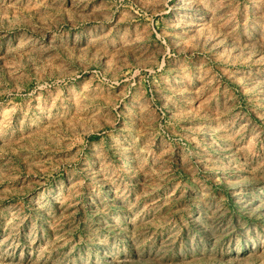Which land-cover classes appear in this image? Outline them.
Returning a JSON list of instances; mask_svg holds the SVG:
<instances>
[{
  "label": "rangeland",
  "instance_id": "1",
  "mask_svg": "<svg viewBox=\"0 0 264 264\" xmlns=\"http://www.w3.org/2000/svg\"><path fill=\"white\" fill-rule=\"evenodd\" d=\"M0 264H264V0H0Z\"/></svg>",
  "mask_w": 264,
  "mask_h": 264
}]
</instances>
